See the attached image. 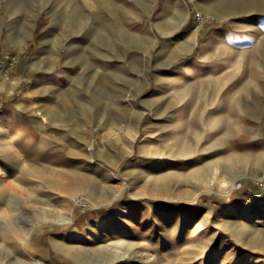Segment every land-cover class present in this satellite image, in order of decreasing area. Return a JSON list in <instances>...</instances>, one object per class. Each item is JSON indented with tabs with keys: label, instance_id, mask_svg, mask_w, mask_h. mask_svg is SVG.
Returning a JSON list of instances; mask_svg holds the SVG:
<instances>
[{
	"label": "rangeland",
	"instance_id": "rangeland-1",
	"mask_svg": "<svg viewBox=\"0 0 264 264\" xmlns=\"http://www.w3.org/2000/svg\"><path fill=\"white\" fill-rule=\"evenodd\" d=\"M1 54L0 264H264V0H0Z\"/></svg>",
	"mask_w": 264,
	"mask_h": 264
},
{
	"label": "built area",
	"instance_id": "built-area-1",
	"mask_svg": "<svg viewBox=\"0 0 264 264\" xmlns=\"http://www.w3.org/2000/svg\"><path fill=\"white\" fill-rule=\"evenodd\" d=\"M200 21H204V19H199ZM17 64V59L13 55L9 54H1L0 55V70L7 74L10 73L12 70L15 69ZM77 205L79 207H85L86 203L84 201H77Z\"/></svg>",
	"mask_w": 264,
	"mask_h": 264
},
{
	"label": "bare ground",
	"instance_id": "bare-ground-1",
	"mask_svg": "<svg viewBox=\"0 0 264 264\" xmlns=\"http://www.w3.org/2000/svg\"><path fill=\"white\" fill-rule=\"evenodd\" d=\"M238 1H239V0H238ZM259 1H260V0H259ZM244 2H245V1H243V3H244ZM177 3H178V2H177ZM239 3H242V2H239ZM243 3H242V4H243ZM252 3H253V2H252ZM242 4H241V5H242ZM246 4H247V3H246ZM253 4H254V3H253ZM257 4H258V3H257ZM175 7H176V6H175ZM178 7H179V6H177L176 8H178ZM167 9H168V8H167ZM217 18H218V17H217ZM73 21H74V20H73ZM171 22H172V21H171ZM161 24H163V23H161ZM173 25H175V24H173ZM15 34H16V35H15ZM17 34H18V33H14V31H13V35H11V36H12V39H13V38H16L15 36H17ZM136 35H137V34H136ZM135 37H136V36H135ZM135 37H134V38H135ZM24 38H25V37H24ZM134 38H133V39H134ZM135 39H136V38H135ZM13 40H14V39H13ZM136 41H137V40H136ZM138 41H139V40H138ZM181 49H182V48H181ZM178 53H179V52H178ZM140 61H141V60H140ZM139 63H141V62H139ZM139 63H138V64H139ZM31 64H33V65L31 66V68H32V67H35L37 63L34 64V62H33V63H31ZM141 64H142V63H141ZM25 65H26V64H25ZM139 65H140V64H139ZM137 66H138V65H137ZM19 69H21V67H20ZM22 69H23V68H22ZM211 89H212V88H211ZM177 103H179V102H177ZM223 105H224V104H223ZM222 107H223V106H222ZM205 112H206V111H205ZM200 114H201V113H200ZM199 116H200V115H199ZM211 117H212V115H211ZM201 118H202V117H201ZM213 118H214V120H216V119H215L216 117L213 116ZM193 119H194V118H193ZM197 119H198V118H197ZM194 120H195V119H194ZM200 120H201V119H200ZM196 121H197V120H196ZM199 122H201V121H199ZM215 122H217V121H215ZM211 123H213V122H211ZM213 124H214V123H213ZM197 126H198V125H197ZM211 126H212V125H211ZM212 127H213V126H212ZM216 127H217V126H216ZM198 128H199V127H198ZM207 128H209V127H207ZM207 130H208V129H207ZM209 130H210V129H209ZM199 132H200V130H199ZM242 132H243V131H242ZM245 133H246V132H245ZM197 135H198V134H197ZM251 135H253V134H251ZM244 136H246V135H244ZM253 136H254V135H253ZM202 137H203V136H202ZM248 137H249V136H248ZM244 139H245V138H244ZM229 144H230V143H229ZM244 145H245V144H244ZM178 146H179V145H178ZM173 149H175V148H173ZM183 151H184V149H183ZM165 163H166V162H165L164 160H160V162H159L158 165H159V167H162V166L165 165ZM100 240H101V239L99 238V239L97 240V242H95V243H98ZM144 253H145V252H144ZM43 259H44V258H43ZM139 260H140V259H139ZM139 260H138V261H139ZM34 264H43V263H42L40 260H38V261L36 260Z\"/></svg>",
	"mask_w": 264,
	"mask_h": 264
}]
</instances>
